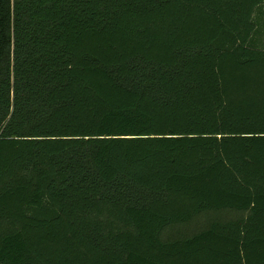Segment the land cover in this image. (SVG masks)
Wrapping results in <instances>:
<instances>
[{"label":"trees","instance_id":"16d2710c","mask_svg":"<svg viewBox=\"0 0 264 264\" xmlns=\"http://www.w3.org/2000/svg\"><path fill=\"white\" fill-rule=\"evenodd\" d=\"M0 264H264V0H0Z\"/></svg>","mask_w":264,"mask_h":264},{"label":"built area","instance_id":"2783aa9c","mask_svg":"<svg viewBox=\"0 0 264 264\" xmlns=\"http://www.w3.org/2000/svg\"><path fill=\"white\" fill-rule=\"evenodd\" d=\"M15 0H12V2H14Z\"/></svg>","mask_w":264,"mask_h":264}]
</instances>
